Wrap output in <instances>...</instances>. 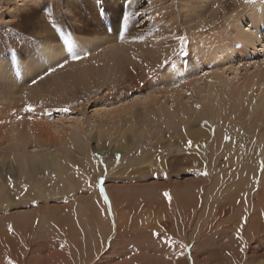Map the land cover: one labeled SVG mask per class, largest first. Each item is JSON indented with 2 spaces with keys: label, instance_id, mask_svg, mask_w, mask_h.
Listing matches in <instances>:
<instances>
[{
  "label": "rangeland",
  "instance_id": "obj_1",
  "mask_svg": "<svg viewBox=\"0 0 264 264\" xmlns=\"http://www.w3.org/2000/svg\"><path fill=\"white\" fill-rule=\"evenodd\" d=\"M20 1L0 0V238L15 245L0 264H264V199L234 191L264 188V109L235 116L211 95L213 73L236 95L254 91L250 103L263 92L264 0H133L127 10L142 19L133 16L120 39L122 0ZM67 36L98 71L110 74L127 48L135 59L113 83L108 75L91 89L55 90L71 54L53 60L43 48L57 51ZM28 103L35 111L23 110Z\"/></svg>",
  "mask_w": 264,
  "mask_h": 264
},
{
  "label": "bare ground",
  "instance_id": "obj_2",
  "mask_svg": "<svg viewBox=\"0 0 264 264\" xmlns=\"http://www.w3.org/2000/svg\"><path fill=\"white\" fill-rule=\"evenodd\" d=\"M216 1V0H215ZM27 2L28 4H38L39 2L37 0H21L18 4V8L21 9L22 7H26L27 6ZM217 2V1H216ZM72 6L74 7L75 4H72ZM76 7V6H75ZM111 10V9H110ZM114 12H116V10H114ZM112 11V13H114ZM49 26V25H48ZM240 33V32H239ZM238 32H236L235 36L238 37L239 35ZM242 34V33H241ZM241 38H243V41L245 43H247L248 45L252 44L253 41H252V35H249L247 34L246 36H242ZM73 40H76L75 37L73 38ZM14 44V43H13ZM48 47V46H47ZM80 47H83L81 44H78L76 42H74V49L73 51L77 50L78 48V51L76 52H81L83 49H80ZM119 49H120V45H118ZM42 49V48H41ZM60 49V48H59ZM128 49V50H127ZM125 51H129L131 53V49L130 48H127ZM228 49V48H227ZM48 50H50V53H48ZM118 49L114 50L113 52H116ZM224 50V49H223ZM43 53H44V56L45 57H48V58H53V60H57L63 53L67 52V47L64 48L63 51H60L58 52V50L56 51L55 50H52L51 47L50 49H46V48H43ZM130 53L127 52L126 55L123 56V58H119V59H115L112 63H111V71H110V74H107L104 72V70L102 69L101 71H98V69H100L101 67L97 66H93V64L90 62V60L88 59H81V60H78V61H73L71 60L70 61V64L66 65V67L63 69V72L62 74L60 73L59 76H61L60 80L62 82V85L60 87H55L54 86V89L55 90H61V91H64L65 89L67 88H73L75 85H81L84 89H91L93 88V80L96 78H98L97 82H101V79L103 76H108L110 77V75L112 76L111 77V81L112 83L114 82V77L116 76V73L115 71L119 70V69H122V68H126L129 69L127 66L132 64L133 63V60H134V57L135 55H131ZM224 54H228L224 52ZM116 60H118V63H115ZM219 60V58H218ZM54 62V61H53ZM110 67V66H109ZM109 67L107 68V70L109 69ZM98 68V69H97ZM132 69V68H131ZM234 69H237V68H234ZM135 70V69H133ZM130 72H132L130 70ZM133 73H137V70L136 72H133ZM105 74V75H104ZM142 75V74H140ZM213 77L215 79L216 82H218L219 84H217L214 89L212 90L211 92V95H212V98H218L220 97V100H218V103L221 104L223 103L225 106L226 105H230L232 106V111H233V114L235 116H239L240 114H244L246 115L247 111L246 109H249L251 110L252 108V113L254 115H257L258 114V111L259 109H264V82L261 83L262 85V89H263V92L260 91V94L256 97H253L252 96V101L253 103H250L249 102V98H248V94L249 92H252V91H245V90H240L238 95H236V93L232 92V90L228 89V86L226 85L225 83V79L217 74V73H213ZM59 80V81H60ZM97 82H96V85H97ZM102 82H104V79H102ZM105 83V82H104ZM74 90V89H73ZM258 90V89H257ZM254 92V91H253ZM252 92V93H253ZM235 97V98H234ZM258 101L259 102L256 104L255 101ZM245 110V112H244ZM249 113V112H248ZM220 115V114H219ZM242 116V115H241ZM194 133L192 134V137H193ZM216 135V134H215ZM211 136V135H209ZM188 139V136L187 134H184L182 133L179 137V141L180 142H184ZM213 139V138H212ZM213 143V147L212 148H216L217 147V144L215 143V141H212ZM185 144V143H184ZM14 146V145H13ZM123 149V148H122ZM218 150H215L214 152H217ZM213 153V152H212ZM217 154V153H215ZM215 154L211 155L212 156H215ZM22 157V156H21ZM247 165V164H246ZM213 169H215L213 167ZM255 168L251 167L250 171H249V166H245V171L247 173H251V176L253 173H255ZM222 182V181H221ZM199 183V182H198ZM159 185V184H158ZM218 185V184H217ZM221 185V184H220ZM260 185V184H259ZM222 186V185H221ZM237 186V185H236ZM255 186V185H254ZM1 188V187H0ZM111 188V187H110ZM218 188H220V186H218ZM2 189V188H1ZM113 189V188H112ZM236 193H246V195L250 196V197H255L256 199H264V188H262V190H258L256 192L252 191V186L250 185V188L249 190L244 187L242 188H237L236 190ZM219 192V191H218ZM227 192V191H226ZM240 195V194H239ZM113 198L112 201H114V212L118 214L119 212V205H121V202L119 201V197L118 196H111ZM229 197V196H228ZM239 197V196H238ZM244 197V196H243ZM226 198V197H225ZM232 198V196H231ZM237 199V197H235ZM177 199V198H176ZM253 199V198H252ZM227 201V200H225ZM154 206V205H153ZM187 206V205H186ZM125 207V206H124ZM189 207V206H188ZM144 208V207H143ZM149 208V207H148ZM186 208V207H185ZM222 209H225V208H222ZM220 208V213L222 215V210ZM149 210V209H148ZM246 210V209H245ZM226 211V210H225ZM228 211V209H227ZM257 211V210H256ZM154 212V211H153ZM262 214V213H261ZM119 215V214H118ZM216 215V214H215ZM258 218V217H257ZM145 220V219H144ZM211 220V219H210ZM241 220V218H240ZM252 222V220H251ZM258 222V221H256ZM253 223V222H252ZM210 224V223H209ZM255 224V222H254ZM257 224V223H256ZM256 227V226H255ZM152 228V227H151ZM257 228V227H256ZM160 229V228H159ZM218 229V228H217ZM222 229V228H221ZM225 229V228H224ZM249 229V228H248ZM255 229V228H254ZM257 230V229H256ZM211 231V230H210ZM255 231V230H254ZM263 231V230H262ZM259 230V232H262ZM257 232V231H255ZM258 232V233H259ZM264 232V231H263ZM264 234V233H263ZM196 236V235H195ZM248 237V236H247ZM4 238V237H3ZM3 238H0V253L2 252H6V253H9L8 251V248H10L11 245L14 244V242L11 244H8L9 242H11L9 239H3ZM20 243V242H18ZM241 243V242H240ZM16 244V243H15ZM18 245V244H17ZM16 245V246H17ZM196 245V244H195ZM242 244H240L241 246ZM15 246V245H13ZM242 247V246H241ZM16 248V247H15ZM29 249V248H28ZM209 251V250H208ZM219 251V250H218ZM238 251V250H236ZM236 251L234 250V253H236ZM246 251V250H245ZM231 252V251H230ZM239 252V251H238ZM237 252V253H238ZM222 253V252H220ZM28 254V253H27ZM213 255V254H212ZM224 256V255H223ZM243 256V255H242ZM197 257V256H196ZM8 258L10 260H14L17 262V264H21V256L19 258H14L13 256H8ZM7 258V260H8ZM212 258V257H211ZM225 258V256H224ZM242 258V257H241ZM244 258V257H243ZM242 258V259H243ZM2 259V258H1ZM206 259V258H205ZM245 260H247V258H244ZM6 260V261H7ZM198 260V259H197ZM228 261V260H227ZM232 262H234V260L231 259ZM230 261V262H231ZM242 261V260H240ZM250 260L248 259L247 262H249ZM238 262V261H236ZM234 262V264L236 263ZM181 263V262H180ZM204 263V262H203ZM254 263V262H253ZM263 263V262H262ZM237 264H240V262H238ZM241 264H244V262L242 261Z\"/></svg>",
  "mask_w": 264,
  "mask_h": 264
},
{
  "label": "snow or ice",
  "instance_id": "obj_3",
  "mask_svg": "<svg viewBox=\"0 0 264 264\" xmlns=\"http://www.w3.org/2000/svg\"><path fill=\"white\" fill-rule=\"evenodd\" d=\"M243 2L244 3H250L251 0H243ZM132 3H133V0H122V7L124 8V10L122 11L121 16L118 18L117 28H116V33H117V38L118 39L123 38V34L129 31V22H130V20L132 19L133 16L141 17V19H142V14H141L140 11L132 12V11H128L127 10V7L130 6ZM146 3H148V0H141L140 7L143 8V5L146 4ZM146 12H147V9H144V13L145 14H146ZM102 13H103V4L101 3L98 6V8H97V15H101ZM48 18L49 19L53 18L51 10H49V12H48ZM121 28L123 29V31H121ZM136 38L143 39V36L136 37ZM58 39L59 38H57V40ZM178 39H179V41L181 43V48H180V53L179 54H184L183 44H184V39L185 38L183 36H181ZM64 45H66V47H67V53H65V56H67L70 53L71 54V60H73V61L81 60V59L85 58L87 55L91 54L89 52H76V51H73L74 42H73V38L71 36H67L65 38ZM64 45H61V48L58 49V51H63ZM134 59H135V57H134ZM67 63H68V59L64 58L62 62L57 64V67L63 68ZM167 63H168V58H166L162 64H158L157 68L164 69V65H166ZM51 71H55V68L51 69ZM48 74H50V73H48V72L45 73V75H48ZM164 74L165 75L169 74L167 69L164 70ZM42 78L43 77H41V79ZM32 83L35 84L36 80H33ZM196 107L199 108L200 105H196ZM23 110L25 112H29L30 113V112L35 111V106L33 104H31V103H28V104H26V106H24ZM60 111L69 112L70 108L64 107V108H61ZM20 118H21L20 116H17V119H20ZM204 123L207 124L208 122L204 121ZM225 139H229V137L226 136ZM188 145L189 146L192 145V141L191 140L188 141ZM94 158H95V156H94ZM119 158H120L119 154H117V156H116L117 162H119ZM260 168H261V170H264V161L260 162ZM106 170L107 169H106V166H105V171ZM77 171H79V169H77ZM104 180H105V177L103 175H101L98 178V180H97L96 186L99 188L100 195L103 196V203L105 205H109V210H110V201H109L108 196L105 194ZM89 186L90 187L92 186L90 182H89ZM24 190L25 191L27 190V185H24ZM163 195L165 197H167L169 200H171V196L169 195L168 192H164ZM65 202H67V200ZM34 203H35V201H34ZM237 203H240V201H237ZM244 219L246 221L247 217H244ZM114 226H115V222L113 221V227ZM242 228H243V225H241V227L237 229L236 237L241 242L242 245L246 246V242L244 241V237L242 235ZM9 231H12V226L11 225H9ZM153 235L159 238L162 235V233L154 231ZM109 240H111V237H109ZM167 243H169V244H177V243H179L181 248L188 247V245L184 244L182 241L178 242V241L173 240L170 237L167 238ZM244 250H245L244 246L240 247V251L241 252H243ZM183 255H184V253H183V251H181L179 253V256H183ZM9 264H17V262L14 261V260H10Z\"/></svg>",
  "mask_w": 264,
  "mask_h": 264
}]
</instances>
